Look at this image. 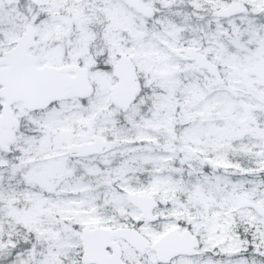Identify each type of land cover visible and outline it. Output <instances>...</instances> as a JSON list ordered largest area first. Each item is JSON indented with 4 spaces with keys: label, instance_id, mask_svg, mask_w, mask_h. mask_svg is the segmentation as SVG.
I'll return each instance as SVG.
<instances>
[{
    "label": "snow or ice",
    "instance_id": "snow-or-ice-1",
    "mask_svg": "<svg viewBox=\"0 0 264 264\" xmlns=\"http://www.w3.org/2000/svg\"><path fill=\"white\" fill-rule=\"evenodd\" d=\"M0 264H264V0H0Z\"/></svg>",
    "mask_w": 264,
    "mask_h": 264
}]
</instances>
